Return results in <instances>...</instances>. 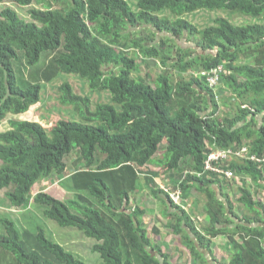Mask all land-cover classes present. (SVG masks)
Instances as JSON below:
<instances>
[{"label":"trees","instance_id":"16d2710c","mask_svg":"<svg viewBox=\"0 0 264 264\" xmlns=\"http://www.w3.org/2000/svg\"><path fill=\"white\" fill-rule=\"evenodd\" d=\"M7 2L28 6L30 20ZM199 10L249 21L239 25L217 16L199 28L186 18ZM181 37L192 41L191 48L176 41ZM44 52L49 55L41 61ZM139 55L162 71L154 78L139 75ZM18 62L28 71L19 69V77ZM219 65V84L229 96H219L202 73ZM69 75L82 81L84 95L73 90ZM60 77L66 79L60 101L72 104L81 120L60 119L47 129L17 116ZM92 93L99 100L93 108ZM5 121L0 191L7 189L12 206L33 213L34 204L43 216L22 226L0 209V264L7 255L10 264H87L52 237L47 218L93 239L87 250L98 253L102 264L213 261L216 246L228 255L219 264H264V201L256 194L264 191V166L236 154L246 146L248 155L264 156V0H137L136 10L127 0H0V124ZM209 146L232 148L227 164L216 165L251 178L252 186L238 188L243 214L224 192L236 179L205 169ZM74 150L83 167L63 181L74 198L32 192L43 178L64 174ZM172 179L183 191L178 203L168 185ZM145 187L146 196L160 200L180 256L189 258L173 261L152 239L161 225L149 229L147 208L131 206L132 195ZM192 189L206 195L208 220L201 226L184 207Z\"/></svg>","mask_w":264,"mask_h":264},{"label":"rangeland","instance_id":"374dc122","mask_svg":"<svg viewBox=\"0 0 264 264\" xmlns=\"http://www.w3.org/2000/svg\"><path fill=\"white\" fill-rule=\"evenodd\" d=\"M128 3L130 4V6L136 10V3L137 0H127ZM8 5H10L11 7L15 8L20 17L24 18L26 20H30L29 14H28V9L29 7H21L13 2H7ZM34 6L37 7H42V4H37L34 3ZM165 14H169V13H165ZM162 16H164L163 14H161ZM217 16H226V17H230V19L239 25H244L245 23H247L249 21V18L247 17H243V16H235V15H229L228 12L226 11H222V10H214V11H208V10H199L196 12L195 15L190 14L187 15L186 18L189 19L193 24L199 26V28H204L207 25H211V19L210 18H214ZM259 23H261L260 21H258ZM160 37V34L157 33L156 36V41L158 40V38ZM178 40L179 43H181L184 47H190V45L192 44V41H188L186 39V37H181V38H177L176 41ZM130 41H127V44H129ZM170 44V43H169ZM128 47V51L131 52L133 49ZM193 49V48H192ZM194 50V49H193ZM48 53L44 52L42 54V59L41 61H45V59L48 57ZM137 60H138V71L137 73L139 75H146L148 72L151 73L152 77H156L161 71V67L159 66L158 62H156L153 59H149V58H143L141 55L137 56ZM24 61V59H23ZM155 62L157 64H155ZM19 66H21L20 68H18ZM16 74L17 76H21V71L19 69H22L25 73H28L27 71V67H25L24 64L21 63H17L16 64ZM150 68V70H149ZM174 76V75H173ZM177 75H175L174 77H176ZM68 79L70 80L72 86H73V90L77 93H81L83 94V89L85 88V86L83 85L82 81L80 79H78L76 76H72L69 75ZM66 81V79H63L62 77L54 80L51 83H48L46 85V87L43 88L42 91V99L40 102H38L37 104H35L34 106H32L30 108V110L23 115H17L18 117H20V119H26V118H30L32 120H36L41 122L47 129L51 128L57 121H59L60 119H77V120H81L82 118L80 117V115L77 113V111L74 110V106L72 104H63L60 101V95H61V91L59 89V87L62 85V83ZM220 86V84H219ZM219 89L217 90L219 96H229L230 94V90L227 91V88L225 89L224 85H221L220 87H218ZM223 90V91H222ZM87 92V89L85 91V93ZM88 93V92H87ZM107 94V93H104ZM90 97V101H91V105L90 107L93 108L95 106V104L99 101L98 100V94L97 93H92V95H88ZM102 100H105V97H103ZM222 110H225V107L222 106ZM9 126V122L5 121L2 122L0 124V130H4L7 129ZM166 145V141H164L161 145V150L159 151V155L162 153V149L163 147ZM210 153V152H209ZM214 153H216V150L214 149ZM209 155V154H208ZM79 150H74L73 153H71L67 159H66V163H67V171L64 174H52L49 177H45L43 178L41 181H39L35 186H33L32 188V192L36 191H40L42 189H48L47 191L52 193L53 195H56L57 197H59L60 199H63L65 201L69 200V199H73L74 198V191L68 186V184H66L63 181L69 177L70 174L73 173L74 170H78L79 168H82V162L81 160H79ZM223 156H225V154L223 153ZM225 158V157H224ZM226 160L228 161V157L226 158ZM148 167L150 169H155V166L153 164L148 165ZM186 169L185 166L182 167V169ZM229 174H227L228 179H236V180H232L234 182V185L231 186L230 188H228V193L232 196V199L236 202L235 203V210L239 213V214H243L245 212L244 207L241 206L239 204V202H237L238 196H239V191L238 188L240 186H252L251 185V178L247 177L244 178L242 175H239L237 170L234 168H230L227 167ZM230 179V180H231ZM69 180V178H68ZM229 180V181H230ZM67 181V179L65 180ZM230 181V182H232ZM172 183H176L175 179H172L170 181V183H166V185L168 184L170 186V189L174 192H183L182 189L179 187L178 183L177 185H172ZM140 185L142 184L141 182L139 183ZM7 191V189H4L2 191H0V209L5 211L3 213H10V215L13 218L18 219L21 222L22 226H29L30 223H32L33 221H35L37 219V217L39 216H43L42 213V209L35 207L34 204H32L31 209H33V213H31L29 211L28 208H19V207H15L12 206L9 202V200L6 198L5 196V192ZM192 191V190H191ZM191 191H188V194L186 196V199H188V202H185L184 207L190 211L191 209V201H193L194 203H196L195 205V209L197 210L200 204V196L198 194V192L195 190V192H193L194 194L191 195ZM186 193V192H185ZM257 196H259L260 198L263 199L264 201V191H260V193L256 192ZM134 195V194H133ZM140 196L144 197V193L143 191H139L137 193V195L135 196V198L131 201V206H140L138 199L140 200ZM182 199V196H181ZM191 201H190V200ZM145 200V207L147 208V212L144 215V218L147 220L146 225L149 229L153 230L152 227L155 226V224H158L159 221V216L155 217L154 213H157V200L154 199H150L149 197L147 198L146 195L144 197ZM2 213V212H0ZM149 213V214H147ZM196 219H197V223L199 226H201L202 223H205V221L208 220V216L206 214L205 211V205L203 207H201L197 213L195 214ZM48 225H47V230L49 232H51L52 237L60 242L61 245H63L67 250L73 252L78 258L82 259L84 262H86L87 264H102L103 260L101 259L100 255L96 252H93L92 250H87V248L91 247L93 244L92 242H95L93 239L91 238H87L84 237L83 235H81V233H79L78 231H76L74 228H68V227H62L60 225H58L55 221H52L50 219H48ZM162 224H165L167 222V218H162V220L160 221ZM207 223V222H206ZM59 227V228H57ZM171 224L167 227L166 226H161L160 227V232L158 234L156 233H152V239L153 241H155L157 244H159L160 247H162L165 251H167L168 253L171 254V259L174 261L176 260V258H181L180 256V251L182 248H179V242L177 241V236L175 234H173L170 230ZM68 230H74V231H69ZM180 250V251H179ZM185 255H187L185 253ZM193 257H191L190 260H192ZM11 259L10 257L7 255L6 256V260L3 261V264H10Z\"/></svg>","mask_w":264,"mask_h":264},{"label":"built area","instance_id":"2783aa9c","mask_svg":"<svg viewBox=\"0 0 264 264\" xmlns=\"http://www.w3.org/2000/svg\"><path fill=\"white\" fill-rule=\"evenodd\" d=\"M224 67L223 65H219L218 67H214L210 70H204L202 69V73L207 75L209 84L211 87L216 89L219 85L220 82V75L221 72L223 71ZM216 146V144H213ZM211 151L208 155V159L206 161V167L205 169L207 171H213L216 172L217 174L221 176L227 177V174H229V171L227 168H220L219 166L216 165V162L218 161H223V163L227 164L226 158L230 159V155L233 154L234 152L229 148V149H223V148H214L213 146H209ZM214 149L216 150V153H214ZM248 148L246 146L242 147L238 151H236V154L239 155L240 157H249L252 161L261 164V167L264 166V156L259 157L256 155H248L247 154ZM223 153L225 156H223ZM225 157V158H224ZM227 173V174H226ZM231 179V178H230ZM181 192L174 193L173 191L171 192V196L173 197V200L178 203L181 200Z\"/></svg>","mask_w":264,"mask_h":264},{"label":"crops","instance_id":"0c3cea01","mask_svg":"<svg viewBox=\"0 0 264 264\" xmlns=\"http://www.w3.org/2000/svg\"><path fill=\"white\" fill-rule=\"evenodd\" d=\"M143 182V181H142ZM165 182H167V181H165ZM142 185H145V184H142ZM172 185H175V183H172ZM195 190L198 192V194H199V196H200V198H199V200H200V204H199V207H198V209L196 210L195 209V205H196V203H194L193 201H191L190 199V201H191V209H190V211H189V213H191L193 216H196L195 214L197 213V211L201 208V207H203L204 205H205V203H206V195H205V193H203V191H200V190H197V189H192V191L193 192H195ZM228 190L229 189H225L224 190V192H225V194L226 195H228L230 198H232V196L228 193ZM141 191H143V193H144V197H145V195L146 194H150L149 193V188L148 187H145V188H143ZM191 191V195H193L194 193ZM137 193L138 192H136V193H134V195H132V197H131V201L135 198V196L137 195ZM144 197L143 196H140V200L138 199V201H139V205L140 206H143V207H145V205H144V203H145V200H144ZM147 198L149 197L150 199H154V197H152V196H146ZM185 197V202H188L187 200L188 199H186V196H184ZM157 200V199H156ZM158 202H157V213H154V216L155 217H157V216H159V219H158V221H159V223L158 224H155V225H161V226H166L167 227V223H168V221H169V219H168V217H166V216H164L163 217V214H162V212H161V208H162V205H161V202H160V200L158 199L157 200ZM147 214H149V213H147ZM172 217H174V216H172ZM162 218L164 219V218H167V222L165 223V224H162L160 221L162 220ZM145 221L147 222V220L145 219ZM207 221H205V223H206ZM170 225V224H169ZM168 225V226H169ZM159 229H160V227H159ZM160 232V231H159ZM222 239H227V238H222ZM222 248H220L219 246H216V247H211V250H214V257H215V259L212 261V260H210V259H207V258H204L205 260L203 261V262H199L198 260H197V258L196 257H193V259L192 260H190V264H206V262L207 261H209L210 262V264H219V262L221 261H223V259L225 258H228V255H225V252H223L222 250H221ZM212 254V253H211ZM182 257H184V259H187V257L189 258V256H187V255H183ZM216 262H218V263H216ZM220 262V263H221Z\"/></svg>","mask_w":264,"mask_h":264},{"label":"clouds","instance_id":"9594fccd","mask_svg":"<svg viewBox=\"0 0 264 264\" xmlns=\"http://www.w3.org/2000/svg\"><path fill=\"white\" fill-rule=\"evenodd\" d=\"M220 83V82H219ZM216 91L218 90V87L215 89ZM230 149H232V148H230Z\"/></svg>","mask_w":264,"mask_h":264}]
</instances>
